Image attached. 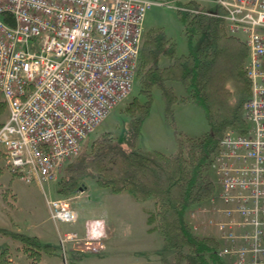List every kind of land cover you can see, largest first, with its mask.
I'll list each match as a JSON object with an SVG mask.
<instances>
[{"label":"built area","instance_id":"2783aa9c","mask_svg":"<svg viewBox=\"0 0 264 264\" xmlns=\"http://www.w3.org/2000/svg\"><path fill=\"white\" fill-rule=\"evenodd\" d=\"M216 2L222 13H209L222 15L249 50L250 128L221 139L213 163L218 190L201 212L213 211L222 256L264 264V0ZM150 4L0 0V90L9 108L0 145L10 171L27 182L54 178L130 94ZM48 201L55 217H77L71 198Z\"/></svg>","mask_w":264,"mask_h":264},{"label":"trees","instance_id":"16d2710c","mask_svg":"<svg viewBox=\"0 0 264 264\" xmlns=\"http://www.w3.org/2000/svg\"><path fill=\"white\" fill-rule=\"evenodd\" d=\"M175 2L190 51L178 55L177 44L164 27L144 31L135 80L146 99L135 96L125 108L126 144L111 131L83 142L79 154L65 161L57 191L63 196L74 195L83 189L84 178L92 176L113 192L127 191L139 201L152 199L154 209L145 208L148 231H159L165 246L178 250L177 258L188 255V264H232L220 254L219 239L194 232L186 211L192 204L209 200L218 190L210 170L221 139L230 130L246 133L250 128L245 114L252 93L246 69L249 50L241 38L227 31L222 15L210 14L198 0ZM195 36H199L197 46H193ZM162 56L169 58L170 64L162 66ZM170 81L182 82L186 95H178ZM155 86L161 90L165 114L173 126L174 106L193 101L203 107L210 130L200 136L178 134V150L170 154L137 147L151 112ZM6 109L7 102L0 99V111ZM0 232L22 241L25 250L30 244L37 246L38 250L29 253L32 257L40 258L43 248L51 249L36 235L2 227ZM1 255L0 264H10L7 251Z\"/></svg>","mask_w":264,"mask_h":264},{"label":"rangeland","instance_id":"374dc122","mask_svg":"<svg viewBox=\"0 0 264 264\" xmlns=\"http://www.w3.org/2000/svg\"><path fill=\"white\" fill-rule=\"evenodd\" d=\"M147 1L151 4L145 13L144 29L164 27L168 36L177 44V54H187L190 51V41L178 16L175 0ZM198 2L212 13L219 8L216 0ZM198 40L199 36L193 38V46L198 45ZM248 61L249 56L246 66ZM160 64H170L169 58L162 56ZM169 84L178 95H186L187 91L182 82L170 81ZM135 96L141 101L146 99L136 80L130 94L107 114L84 142L92 141L96 136L111 131L126 144L125 108ZM152 96L153 103L149 115L151 118L147 117V122L145 120L143 123L137 147L170 154L178 150V134L200 136L210 130L206 113L196 102L178 103L174 106L173 126L166 117L165 103L158 86L153 88ZM0 99H4L1 90ZM191 106L197 111L191 109ZM8 112V106L4 112L0 111V124L6 120ZM189 125L196 127L190 129ZM4 150L0 145V227L38 235L42 244L51 245V249L48 251L43 248L40 258H35L29 253L38 250L37 246L30 244L29 249L25 250L22 241L0 232V258L1 253L7 251L13 259L11 264H188V255L177 258L178 250L166 247L159 231H148L145 208L154 209L152 199L139 201L127 191L113 192L110 188L100 186L92 176H87L82 183L83 191L77 192L80 196L71 199V208L76 210L77 217L73 220H62L53 215L54 210L48 200L60 196L57 182L64 166L54 178L43 182H27L22 175L9 170ZM210 174L217 182L218 176L214 166ZM210 207V199L192 204L186 211V217L195 233L218 239L214 233L216 227L213 211L201 212ZM98 220L102 221L97 223ZM97 224L103 231L90 237V229ZM71 233H76L77 238ZM224 260L234 264L230 257L224 256Z\"/></svg>","mask_w":264,"mask_h":264},{"label":"crops","instance_id":"0c3cea01","mask_svg":"<svg viewBox=\"0 0 264 264\" xmlns=\"http://www.w3.org/2000/svg\"><path fill=\"white\" fill-rule=\"evenodd\" d=\"M186 104H189V103H186ZM191 107H192L191 109H194L195 111H197V109H195L193 106H191ZM148 117H149V116H148ZM150 118H151V116H150L148 119H150ZM148 119H147V120H148ZM147 120H146V122H147ZM197 124H198V123H197ZM143 125H144V124H143ZM191 127H192V128H195L196 126H195V125H189V128H190V129H191ZM81 191H83V189H81L80 192H81ZM60 196H61V195H60ZM60 196H59V197H60ZM62 196H63V195H62ZM78 196H80L79 193L74 194L73 196H63V197H69V198L72 199L73 197L76 198V197H78ZM74 210H75V209H74ZM75 211H76V210H75ZM98 221L101 222L102 220H98ZM100 222H99V223H100ZM96 227L98 228L97 231L94 230V228H91V229H90V231H89V236H90V237H92V236L94 237V236H96V234H98L99 231H101V232L103 231V228L100 227V225L97 224ZM214 233H215V236H217L216 231H215ZM36 236H38V235H36ZM38 237H39V236H38ZM39 239H40V237H39ZM9 261H10V264H11V261H13L12 257H10V256H9ZM12 264H18V263H14V262H12Z\"/></svg>","mask_w":264,"mask_h":264},{"label":"bare ground","instance_id":"6f19581e","mask_svg":"<svg viewBox=\"0 0 264 264\" xmlns=\"http://www.w3.org/2000/svg\"><path fill=\"white\" fill-rule=\"evenodd\" d=\"M96 222H97V223H99L100 221H96ZM96 226H97V225H96ZM96 226H95V227H93V228H94V230H96V231H97V230H98V228H97Z\"/></svg>","mask_w":264,"mask_h":264}]
</instances>
